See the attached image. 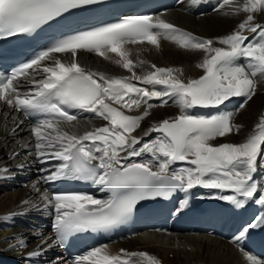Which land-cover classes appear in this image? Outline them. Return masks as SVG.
Segmentation results:
<instances>
[{
  "label": "snow or ice",
  "instance_id": "obj_1",
  "mask_svg": "<svg viewBox=\"0 0 264 264\" xmlns=\"http://www.w3.org/2000/svg\"><path fill=\"white\" fill-rule=\"evenodd\" d=\"M202 2L191 0L192 5ZM100 3L102 0H0V38L35 33ZM225 9L230 10L228 15H246L230 34L216 39L196 36L159 16H124L86 30L70 29L69 34H61L10 72L0 71V101L26 117L36 118L31 127L34 157L41 163L59 162L47 170L43 181L90 182L101 186V192L110 193L107 199H98L84 191L41 192L39 185L33 184L39 199L23 201L29 207L19 215L49 211L54 238H45L36 231L34 236L41 243L37 250L28 253L29 258L39 257L54 246L64 247L77 234L118 226L142 201L170 199L181 193L183 197L178 199L173 214H182L190 209V194L198 186L215 190L203 198L226 202L232 212L243 211L251 203L264 208V183L258 184L256 178L258 171L264 169V114L244 142L211 143L233 131L239 133L242 128L232 124L235 113L219 111L220 106L237 97L243 98L239 105L243 109L256 95L258 81L264 79V24L256 22L253 15L264 14V0H217L213 10L219 13ZM249 32L255 34L252 40L258 37L255 43L246 35ZM161 38L180 48L203 52L202 62L196 65L203 73L185 80L180 69L152 64V71L137 75L134 69L138 65L129 59L130 51L125 46L147 43L159 48ZM78 51L92 52L105 60L114 53L119 57L115 63L131 72V76L89 71L78 63ZM54 53L71 54V62L55 59L52 66L42 65ZM153 100L160 103L153 104ZM170 100L179 108L178 115L153 121L142 135H133L152 115L154 107L167 106ZM141 108L138 115L128 114ZM196 108L218 111L199 115L193 111ZM79 113L94 114L107 123L76 134L68 128L76 127ZM152 133L158 135L146 140ZM24 147L29 155L33 154L30 145ZM19 155L13 152L11 158ZM176 162L189 166L172 167ZM18 167L22 169L24 164ZM9 172L6 167L0 168V179L8 178ZM261 229L264 212L243 222L233 236L248 264H264V259L245 248L251 232ZM13 239L18 243L4 251L27 246L22 235ZM49 264L161 262L147 251L121 249L112 254L107 245H101L71 261L57 257Z\"/></svg>",
  "mask_w": 264,
  "mask_h": 264
},
{
  "label": "bare ground",
  "instance_id": "obj_2",
  "mask_svg": "<svg viewBox=\"0 0 264 264\" xmlns=\"http://www.w3.org/2000/svg\"><path fill=\"white\" fill-rule=\"evenodd\" d=\"M207 1V3H206ZM203 4H210L209 8H204L193 14L194 5L191 0H183L177 6H174L169 11L165 12L161 17L170 21L177 27L192 32L194 35L204 38L216 39L230 34L236 26L244 19L245 13L239 15H228L229 9L221 10L219 13L214 11L217 0H203ZM255 20L259 23H264V14L256 12ZM250 37L251 42L255 43L258 40H252L255 36L253 33H246ZM215 46H221L216 44ZM129 51V59L138 66L134 69L137 75H144L148 71H152V64L157 67H172L183 71L182 79L198 78L203 70L196 65L202 62L204 53L198 50H189L180 48L177 44L170 40L161 38L160 47L144 44L126 45ZM58 56L62 62L68 63L71 58L66 56ZM110 59L105 60L103 57L92 52L77 53L78 63L85 69L93 72H103L108 76L128 77L131 72L122 68L115 63L119 59L114 53L108 54ZM143 61L141 64L140 62ZM54 60L44 63V66H52ZM245 63V61H241ZM40 76H37L39 79ZM30 79V78H29ZM138 87H144L138 81H134ZM151 87V86H148ZM160 87V86H158ZM153 104H159L160 101H150ZM243 98H236L233 103L222 107L219 111L234 112L232 124L242 125L239 133L233 131L224 137H218L211 141L213 144L220 143H241L244 142L249 135L253 134L255 126L259 122V118L264 114V79L258 81L257 93L247 105L240 109ZM0 114V168L18 167L24 164L22 169L28 171L31 177L28 182L19 184L16 180V173L9 172L8 178L0 179V260L3 261H19L23 258H29L28 253L37 250V245L41 240L34 236L35 232H27L17 228L12 222L13 218H23L27 221L26 216L39 211H29L26 215H19L24 212L29 205L22 202L25 200L37 201L39 199L37 193L33 191V184H38L40 191H44L46 184L42 177L38 176L45 169L37 170L40 161H36L34 157V142L35 137L31 133V127H17L14 129L16 117L9 109L2 105ZM143 111V108L133 111L131 115H138ZM196 114L199 112L193 110ZM152 115L146 118L141 123V128L137 129L133 135H142L143 130L147 129L151 122H159L165 118H169L179 114V108L169 101V104L164 107H154ZM76 127L68 128L69 131L76 134H83L85 131H90L95 127H102L107 122L100 118L90 117L82 122H74ZM62 127H68L62 125ZM158 133H152L151 137L145 139H154ZM25 145H30V150L33 152L29 155V151L25 150ZM17 152L20 155L16 158H11L12 153ZM19 168V167H18ZM48 170V169H46ZM11 175V176H10ZM23 175V174H22ZM9 176L11 179H9ZM13 176V177H12ZM258 184L264 183V169H260L256 175ZM13 188V189H12ZM48 214L49 211L41 210ZM23 220V221H24ZM23 236L27 241L26 247H17L13 251H4L9 248V245L17 244L18 241L13 237ZM43 236H48L43 233ZM108 250L112 254L118 253L121 249L128 251H147L155 255L161 264H248L243 253L239 252L232 246L217 241L209 237L187 235H172L166 234H149L146 236H137L121 241L120 243L107 245ZM46 251V250H45ZM45 251L39 257L33 259L44 260L42 264H49L52 260L46 259ZM38 264V263H37Z\"/></svg>",
  "mask_w": 264,
  "mask_h": 264
},
{
  "label": "rangeland",
  "instance_id": "obj_3",
  "mask_svg": "<svg viewBox=\"0 0 264 264\" xmlns=\"http://www.w3.org/2000/svg\"><path fill=\"white\" fill-rule=\"evenodd\" d=\"M255 14H256V13H254L253 15L255 16ZM261 24H264V23H261ZM238 106H239V104H238L236 107H238Z\"/></svg>",
  "mask_w": 264,
  "mask_h": 264
},
{
  "label": "water",
  "instance_id": "obj_4",
  "mask_svg": "<svg viewBox=\"0 0 264 264\" xmlns=\"http://www.w3.org/2000/svg\"><path fill=\"white\" fill-rule=\"evenodd\" d=\"M232 99V98H231Z\"/></svg>",
  "mask_w": 264,
  "mask_h": 264
}]
</instances>
